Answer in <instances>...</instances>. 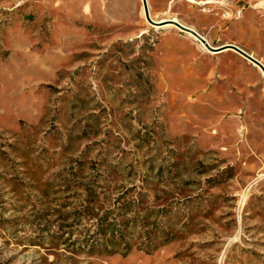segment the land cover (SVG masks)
Instances as JSON below:
<instances>
[{"label":"rangeland","instance_id":"obj_1","mask_svg":"<svg viewBox=\"0 0 264 264\" xmlns=\"http://www.w3.org/2000/svg\"><path fill=\"white\" fill-rule=\"evenodd\" d=\"M148 6L264 64V0ZM0 264H264L261 70L142 0H0Z\"/></svg>","mask_w":264,"mask_h":264},{"label":"water","instance_id":"obj_2","mask_svg":"<svg viewBox=\"0 0 264 264\" xmlns=\"http://www.w3.org/2000/svg\"><path fill=\"white\" fill-rule=\"evenodd\" d=\"M142 2H143V9H144L145 17L151 25H153L155 27H160V26L167 25V24L175 26L176 28L180 29L181 31L193 35L200 43L205 45L206 48L210 52L220 53V52L225 51V50H233L238 55L245 58L247 61L251 62L254 66L260 68L264 74V64L261 61H259L258 59H256L255 57H253L252 55H250L249 53H247L246 51H244L243 49H241L240 47L232 45V44H228V45L221 46L219 48H214V47L210 46V44L206 41V39L203 36H201L198 32H196L195 30H193L189 27L182 25L181 23H179L177 21L167 20L168 21L167 24H160L161 23L160 21L152 20V18L150 16L147 0H142Z\"/></svg>","mask_w":264,"mask_h":264},{"label":"bare ground","instance_id":"obj_3","mask_svg":"<svg viewBox=\"0 0 264 264\" xmlns=\"http://www.w3.org/2000/svg\"><path fill=\"white\" fill-rule=\"evenodd\" d=\"M147 2H148V0H147ZM210 2L208 1L206 4H209ZM149 7V6H148ZM150 12V11H149ZM151 16V15H150ZM174 21H176V20H174ZM167 20H165V19H163V20H161V23L160 24H167ZM168 25V24H167ZM163 26H166V25H163ZM163 26H160V27H163ZM189 35H191V34H189ZM193 36V35H192ZM194 37V36H193ZM195 38V37H194ZM196 39V38H195ZM197 40V39H196ZM207 41V40H206ZM208 42V41H207ZM209 43V42H208ZM202 44V43H201ZM202 46L205 48V49H207L206 48V46L205 45H203L202 44ZM211 46V45H210ZM208 50V49H207ZM209 51V50H208ZM256 67V66H255ZM258 68V67H257ZM259 70H261L260 68H259ZM261 72H262V70H261ZM263 73V72H262ZM264 75V74H263Z\"/></svg>","mask_w":264,"mask_h":264},{"label":"crops","instance_id":"obj_4","mask_svg":"<svg viewBox=\"0 0 264 264\" xmlns=\"http://www.w3.org/2000/svg\"><path fill=\"white\" fill-rule=\"evenodd\" d=\"M183 25V24H182ZM185 26V25H184ZM175 27V26H174ZM178 29V28H177ZM192 29V28H191ZM180 30V29H179ZM194 30V29H193ZM183 32V31H182ZM197 32V31H196ZM186 33V32H185ZM189 35V33H187ZM236 46V45H235ZM229 51H233V50H225V51H222L220 53H225V52H229ZM212 53V52H211ZM220 53H214V54H220Z\"/></svg>","mask_w":264,"mask_h":264}]
</instances>
